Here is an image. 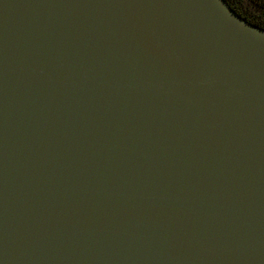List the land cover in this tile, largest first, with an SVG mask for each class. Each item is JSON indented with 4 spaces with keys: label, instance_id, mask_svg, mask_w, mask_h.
I'll return each instance as SVG.
<instances>
[{
    "label": "water",
    "instance_id": "95a60500",
    "mask_svg": "<svg viewBox=\"0 0 264 264\" xmlns=\"http://www.w3.org/2000/svg\"><path fill=\"white\" fill-rule=\"evenodd\" d=\"M0 264H264V29L0 0Z\"/></svg>",
    "mask_w": 264,
    "mask_h": 264
},
{
    "label": "trees",
    "instance_id": "16d2710c",
    "mask_svg": "<svg viewBox=\"0 0 264 264\" xmlns=\"http://www.w3.org/2000/svg\"><path fill=\"white\" fill-rule=\"evenodd\" d=\"M231 8L236 11L242 18L253 25L264 29V13H254L253 11L260 10L264 12V0H248L247 5L245 0H226Z\"/></svg>",
    "mask_w": 264,
    "mask_h": 264
},
{
    "label": "rangeland",
    "instance_id": "374dc122",
    "mask_svg": "<svg viewBox=\"0 0 264 264\" xmlns=\"http://www.w3.org/2000/svg\"><path fill=\"white\" fill-rule=\"evenodd\" d=\"M245 2L247 3V5L250 4L248 0H245ZM253 12H254V13H256V12H260V14H263V13H264V12H262V11H260V10L253 11ZM263 15H264V14H263Z\"/></svg>",
    "mask_w": 264,
    "mask_h": 264
}]
</instances>
